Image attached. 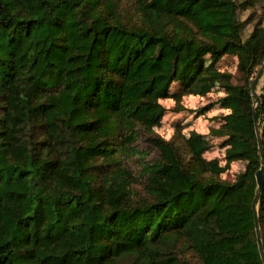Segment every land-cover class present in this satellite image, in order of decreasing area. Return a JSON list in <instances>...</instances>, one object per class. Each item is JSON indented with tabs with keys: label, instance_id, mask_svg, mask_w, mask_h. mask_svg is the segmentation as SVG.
Returning <instances> with one entry per match:
<instances>
[{
	"label": "trees",
	"instance_id": "trees-1",
	"mask_svg": "<svg viewBox=\"0 0 264 264\" xmlns=\"http://www.w3.org/2000/svg\"><path fill=\"white\" fill-rule=\"evenodd\" d=\"M263 18L264 0H0V264H262ZM224 54L243 83L210 130L245 162L232 181L200 133L155 131L213 89ZM257 208L264 247V186Z\"/></svg>",
	"mask_w": 264,
	"mask_h": 264
},
{
	"label": "rangeland",
	"instance_id": "rangeland-1",
	"mask_svg": "<svg viewBox=\"0 0 264 264\" xmlns=\"http://www.w3.org/2000/svg\"><path fill=\"white\" fill-rule=\"evenodd\" d=\"M258 15L259 14H257L256 17H258ZM261 63L256 66L254 76L258 72ZM215 70L217 84H215L213 89L203 96H184L180 104L184 105L186 110L180 113L167 111L162 118L161 125L155 127V131L166 139H172L174 137L177 139L180 137L182 139V137H188L191 131L200 133L202 138L210 145L202 154L208 167L221 178L232 181L236 174L244 169L245 162L236 160L227 166L224 157L225 147L221 146L223 138L214 135L210 129L218 128L221 123H223V118L221 116L231 111L233 103L228 94L229 86L242 84V74L237 68L236 55L233 54H224L220 56L216 60ZM263 87V83L261 79H259L255 85L257 93L261 94ZM161 102L166 107H177V103L170 98L161 100ZM209 102L216 104L204 114L198 113V109ZM179 123L180 127L178 128L176 125ZM134 144L139 148H144L146 145L144 137L138 138ZM154 155L155 153L150 151V155L147 156V158ZM139 187L140 185H136V188L139 189ZM188 258L191 264H200L191 253L188 254Z\"/></svg>",
	"mask_w": 264,
	"mask_h": 264
},
{
	"label": "water",
	"instance_id": "water-1",
	"mask_svg": "<svg viewBox=\"0 0 264 264\" xmlns=\"http://www.w3.org/2000/svg\"><path fill=\"white\" fill-rule=\"evenodd\" d=\"M263 74H264V60L262 61L258 72L255 74V76L250 82L251 95L253 96V111L255 110V107L260 103V94L257 93L255 85L259 81V79L262 78ZM254 130H255L256 141H257V149H258V153L260 154L262 163L259 169L255 172L256 188H255V194H254V197L251 203V208L253 211V218H254V230H255V235H256V244H257V248H258V252H259L262 264H264V247H263V242H262L261 229L259 226L258 208H257L258 199H259L260 193L263 191V186H264V150H263L261 131H260V128L256 120L254 121Z\"/></svg>",
	"mask_w": 264,
	"mask_h": 264
},
{
	"label": "built area",
	"instance_id": "built-area-1",
	"mask_svg": "<svg viewBox=\"0 0 264 264\" xmlns=\"http://www.w3.org/2000/svg\"><path fill=\"white\" fill-rule=\"evenodd\" d=\"M261 81H262L263 86H264V74H263V76H262V78H261Z\"/></svg>",
	"mask_w": 264,
	"mask_h": 264
}]
</instances>
